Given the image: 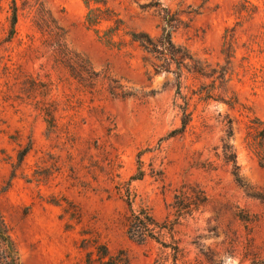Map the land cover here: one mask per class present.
I'll use <instances>...</instances> for the list:
<instances>
[{
  "label": "rangeland",
  "instance_id": "374dc122",
  "mask_svg": "<svg viewBox=\"0 0 264 264\" xmlns=\"http://www.w3.org/2000/svg\"><path fill=\"white\" fill-rule=\"evenodd\" d=\"M0 215L22 264H264V0H0Z\"/></svg>",
  "mask_w": 264,
  "mask_h": 264
},
{
  "label": "trees",
  "instance_id": "16d2710c",
  "mask_svg": "<svg viewBox=\"0 0 264 264\" xmlns=\"http://www.w3.org/2000/svg\"><path fill=\"white\" fill-rule=\"evenodd\" d=\"M101 9L99 7L96 8H90L89 12L87 14V21L89 25L95 26L97 25L101 19ZM17 20V14H16V8H14V19L13 21L16 22ZM168 27V26H167ZM163 28L162 33L158 37H152L150 34L146 32H140V33H133L132 37L135 41H140L143 45H145V48L149 51H155L159 54V57L157 58L160 63L155 64L156 68L158 69H171L172 65L175 64L176 68L178 70V75L181 76V72L183 71V68L187 67L186 60L192 59V55L188 52V50L179 45L176 44L173 41V27L174 25L170 26L169 29ZM114 30L116 29L113 28ZM98 31V30H97ZM110 39V38H109ZM152 46V48H150ZM181 73V74H180ZM186 121H183V125H186ZM235 157V154H234ZM235 176L237 181L241 182V177L237 172H235ZM255 195V194H253ZM147 227V225L144 224V227ZM4 241V244L7 245V247L4 249L6 256L12 258V262L10 264H22L19 253L17 249L15 248L9 233L4 228V222L3 218L0 215V241ZM116 259V256H110V260L106 264H112L113 260ZM1 264V263H0Z\"/></svg>",
  "mask_w": 264,
  "mask_h": 264
}]
</instances>
